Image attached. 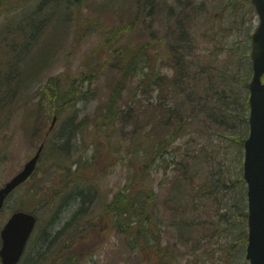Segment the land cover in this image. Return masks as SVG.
I'll return each instance as SVG.
<instances>
[{
  "label": "rangeland",
  "instance_id": "rangeland-1",
  "mask_svg": "<svg viewBox=\"0 0 264 264\" xmlns=\"http://www.w3.org/2000/svg\"><path fill=\"white\" fill-rule=\"evenodd\" d=\"M133 1L3 0L0 5L3 69L0 73V186L35 151L50 124L51 108L57 112L54 130L34 174L7 198L0 211V228L16 209L36 215L33 235L19 264H132L134 252L126 240L122 242L123 236L113 230L110 215L103 207L114 193L135 182L154 191L156 234L161 243L175 242L176 210L191 199L190 195L181 196L176 192L177 180L180 184L185 182L182 178L175 179L180 176L179 162L188 164L195 172L192 178L195 185L198 182L210 192L204 198V212L215 210V203L219 201V211L238 221L237 213L229 208L240 199L246 212L242 141L248 134L247 113L242 112L239 119L228 113L226 127L230 130L219 127L220 132H216V123L190 110L193 108L190 99L179 102L171 98L169 112H173V102L186 111L183 115L174 112L179 120L185 119L184 131L169 136L172 130L165 124L173 125V122L154 119L148 107H156L157 89L151 95L147 90L143 94L136 76L128 82V75L121 76L116 69L111 50L124 45L133 48L150 38L156 40L158 34H163L164 24L174 23L173 15L167 14L171 8L174 12L195 11L188 25L192 36L188 46L195 47L193 59L204 67V70L199 67V73L205 76L193 78L191 71L188 76L194 84L191 87L197 88L199 84L206 91L204 97L211 102V108L215 103L211 95L220 93L221 88H226L228 93V90L238 91V86L240 98H244L248 93L244 85L247 87L251 76L247 36L258 24L255 11L248 8L250 1L181 0L183 5L177 0L174 7L176 0H156L162 9L154 8L151 19L150 16L143 18L142 13L135 16ZM20 25L25 28L17 33ZM148 54L154 55L149 50ZM8 63L16 71L8 68ZM157 69L169 74L173 71L162 64ZM243 70L247 79L240 82ZM117 81L126 86L119 93L121 99H114L115 104L129 102L130 95L135 93V98L140 100L138 113L126 119L117 118L112 125V120L107 121L106 127L94 126L98 122L95 117L99 118L102 108L108 104ZM54 90L59 94L70 90L72 99L66 104L56 99L55 106L50 105ZM191 96L198 97L194 90ZM109 106L115 113L125 108V104L116 107L112 102ZM135 123L142 133H147L146 137L150 136L149 140L143 143L131 134ZM197 127H207V131H199ZM165 136H168L167 142L157 141V137ZM134 145H137L135 149ZM59 148H64L61 160L55 158ZM91 157L94 162L89 166ZM77 158H81L79 165ZM138 166L141 169L137 170ZM71 179H84L86 183L70 184ZM87 183L93 186L87 189ZM224 183L227 187L222 186ZM184 189L188 188L184 186ZM88 194L91 197L84 204L82 200ZM161 200L166 203L163 205ZM174 204L176 208L172 212L170 207ZM183 209V215L187 216L190 210L186 206ZM240 213L243 212L240 210ZM201 230H192V233L201 243L207 237L211 239L204 258L209 259L212 254L218 257V246L231 239V243H237L229 233L211 236L210 227ZM245 244L246 241L241 248L237 243L233 248L231 264H242ZM184 258L177 264H185ZM198 264L210 262L199 260ZM216 264H221L219 257Z\"/></svg>",
  "mask_w": 264,
  "mask_h": 264
},
{
  "label": "trees",
  "instance_id": "trees-1",
  "mask_svg": "<svg viewBox=\"0 0 264 264\" xmlns=\"http://www.w3.org/2000/svg\"><path fill=\"white\" fill-rule=\"evenodd\" d=\"M134 3L136 5L135 16H138L139 13H142L141 16L143 18L149 17L150 12L154 8L157 11L162 9V7L157 3L156 0H134ZM176 3L177 0L175 1V5H173L174 7H177ZM248 8L251 9L250 6ZM167 14L173 15V19L175 21L172 24H164L165 27L163 30V34H158L156 40L150 38L144 40L139 45L133 48L124 45L122 47L113 48L111 50V56L115 59L116 64L118 62V65H116V69L120 70L121 76L128 75V82L133 81V77L136 76L141 87L143 88V90L141 91L143 94L148 92L147 94L151 95V92L154 89H157L161 96L158 97L157 92V102L154 103L156 107L150 105H148V107L150 108L151 116L154 119H164L166 121L173 122V125L169 123L165 124L166 127H169L172 130V133H170L169 136H174L178 132L184 131L185 127L183 121L185 119L179 120L176 116H174V112L183 115V111H186V109L180 107L179 104L173 102V112H169L167 108L169 103L171 102V98H176L177 100H179V102H183L184 100L188 101L190 99V101H192L191 104L193 105V108L190 107V110H196L198 114L205 115L207 121L216 123V132H220L218 130L219 127H224L227 129L226 125L229 124L227 121L228 113H230L235 118L237 117L238 119L241 118L242 112L244 115L247 113V97L245 96L244 98H240L239 93L241 91V88L239 90L238 86V91L228 90V93H226V88H221L220 93L211 95V99L215 103H213V108L210 107L211 102L209 100H206L204 97V93L206 91L200 89L199 84L197 88H192L191 86H193L194 84L189 82L190 79L188 78L189 74L192 73L191 71H193V78L196 77L197 79L205 76L204 74L199 73V67H201L202 70H204V67L202 65H199L197 60L193 59V51L195 47L188 46L192 41V36L190 31L188 30V25L191 22L192 16L195 14V11L184 12V9H180L179 11L174 12V9L171 8V10L167 12ZM108 39L105 42H107ZM106 47H109V44H107ZM148 50L152 51L154 55L148 54ZM15 55L16 51L13 56ZM156 64H162L168 66L169 68L171 67L173 68V71H171L170 74L169 72L162 73L160 70H156ZM1 65L2 63L0 61V73L3 72ZM194 66H197V68H195ZM7 67H13L12 70L16 71V68L12 66V64L8 63ZM240 69L242 70L243 68L241 67ZM244 71L245 70H243V75L239 77L240 82H243L245 79H247V73L246 71ZM183 74L185 75L183 76ZM196 79L195 82L197 83ZM125 86L126 85L121 84L120 81L116 82V85L113 88V92L108 98V104L102 108L99 118L95 117L98 122H95L94 126L100 125L101 127H106L107 121L112 120V125L114 123V120L117 118L126 119L130 115L138 113V110L140 109V100L135 98V93H132L133 95H130L129 102L124 101L120 104H115L114 99H116L117 97L121 99L122 96L119 93L124 89ZM229 86L230 85H228V87ZM145 90H147V92ZM193 90L196 95H198L197 99L191 96V94H193ZM53 92L54 93L52 94L53 96L51 97L50 105L55 106L57 100H61L62 104H66L72 99V92L70 90L65 91L63 94H59V92L56 90H54ZM111 102L116 107H120L122 106V104H125V108L119 110V112L117 113L111 112V108L109 106ZM131 103L132 105H130ZM51 110L54 115H57L56 111H54L52 108ZM141 111H144V108L141 109ZM215 111L219 112L215 114ZM193 116L194 114L191 115V119H193ZM175 118L177 120H173ZM131 119L133 120V122L135 121V118ZM135 126L136 128L132 130L131 134H133V136H135L136 138H140V142L144 143L149 140L150 136L146 137L147 133H142L141 127L137 128V123H135ZM197 128L199 131H207V127ZM167 137L168 136H165L164 138L157 137V141L160 143L167 142ZM136 147L137 145H134V149ZM63 150L64 148H59L57 151L58 155L55 158L61 160V158L63 157ZM146 161L147 157L145 156L144 163ZM93 162L94 159L93 157H91V159H89L88 165H92ZM80 163L81 158H77L76 164L79 165ZM177 167L180 176L176 177L175 179L182 178L183 180H185V182L180 184V181L177 180L178 185L176 186V192L179 191L181 196L190 195L191 199L186 205L183 203L180 204V208L176 210L178 216L176 219H174V224L176 226L178 235L175 242H166L162 244L158 233L156 234V230L158 229H156L157 222L154 218L156 216L154 209H156L157 202L155 199L156 196L153 193L154 191H152V189H145L143 186H137V182H135L134 185L132 184L129 187L125 186L122 190L114 193L110 200L103 207V211L110 215V221L113 225V230L117 232V234L123 236L122 242L124 243V241L126 240L129 249H132V251L134 252V254H132L131 256V263L177 264L181 261V259L185 257L184 255H188L184 258L185 264H188V262L189 264H198L199 260L209 261L210 264H216L218 257L221 264H231L232 260L230 254L233 251V248L236 247L237 243H239L242 248V243H245L246 241V212L244 202L240 199L238 203L234 202L233 206L229 208L230 210H233L235 213H237L235 219H239L238 221L231 219L229 214L219 211V201L218 204L215 203V210L211 209V211L209 212H204L202 209V207L204 208L205 204L204 198L209 197L210 192H207L206 186L203 187L200 183L197 184L198 182H196V185L194 184L192 178L195 172H192L190 168H188V164L179 162ZM139 169H141V166H138L137 170ZM76 170H78V167L75 168V171ZM238 181L241 183L239 179ZM74 183L79 184L86 182L84 181V179H80L78 181L72 180L70 184ZM87 184V189L93 186L90 183ZM206 184L208 185L207 181ZM224 185L226 184H222V186ZM184 186L188 189H184ZM72 190L76 193L75 195L78 196L77 191L73 188ZM90 197L91 196L88 194L87 197L82 200L83 203L86 204ZM175 198L177 199L176 194ZM161 202L163 205L166 203L164 200H161ZM185 206L186 209L190 210L187 216L183 215V208ZM170 208L173 212L176 208V205L174 204ZM240 210L243 213H240ZM80 211L81 208L77 213L79 216ZM240 214L243 215L241 218ZM186 218L188 220H185ZM73 220L74 217L71 218V220L67 222L66 225L70 224ZM208 227L212 229V233L210 234L211 236L215 235V233L217 235L229 233L230 235H232L234 240L237 241V243H231V239L229 243L218 246V249L220 250V254L218 257L212 254L211 258H204L211 239L207 237V239H205L203 243H201L200 239L195 240L192 230L203 229L201 231H206ZM183 246H186L184 250L182 248ZM213 252H215V249L213 250ZM242 264H248L243 257Z\"/></svg>",
  "mask_w": 264,
  "mask_h": 264
},
{
  "label": "water",
  "instance_id": "water-1",
  "mask_svg": "<svg viewBox=\"0 0 264 264\" xmlns=\"http://www.w3.org/2000/svg\"><path fill=\"white\" fill-rule=\"evenodd\" d=\"M260 24L252 33L253 75L249 83V135L244 140L243 177L247 182L248 235L245 258L249 264H264V0H252ZM56 117L52 119V125ZM42 145L4 186L0 188V207L7 194L33 172ZM35 217L24 211L14 212L1 230V264H16L20 258Z\"/></svg>",
  "mask_w": 264,
  "mask_h": 264
}]
</instances>
